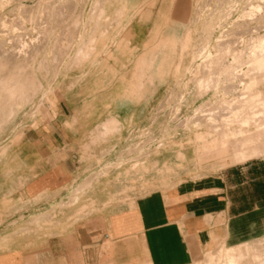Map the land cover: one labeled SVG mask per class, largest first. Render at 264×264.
Returning a JSON list of instances; mask_svg holds the SVG:
<instances>
[{
  "label": "rangeland",
  "instance_id": "374dc122",
  "mask_svg": "<svg viewBox=\"0 0 264 264\" xmlns=\"http://www.w3.org/2000/svg\"><path fill=\"white\" fill-rule=\"evenodd\" d=\"M198 1L0 0V175L8 147L21 144L23 132L46 127L58 110L71 113L74 125L65 121L67 155L56 156L69 157L71 173V197L60 208L71 209L73 224L86 220L88 230L106 232L97 264H147L138 248L128 256L114 242L116 215L132 208L138 196L234 163L207 160L199 166L193 144L184 142L193 138L184 122L199 106L198 114L220 115L217 100L224 88L242 78L226 75L235 63L223 53L243 56L248 38L264 32V0ZM186 30L188 47L179 63ZM201 48L223 55L224 63L207 79L208 93L196 97L204 87H195L200 61L193 53ZM257 89L264 92V80ZM241 91L236 86V99ZM54 216L25 217L17 225L42 229ZM1 220L5 225L14 218ZM14 236L2 231V251ZM239 241L221 239L189 264L217 255L222 246H264V231Z\"/></svg>",
  "mask_w": 264,
  "mask_h": 264
},
{
  "label": "crops",
  "instance_id": "0c3cea01",
  "mask_svg": "<svg viewBox=\"0 0 264 264\" xmlns=\"http://www.w3.org/2000/svg\"><path fill=\"white\" fill-rule=\"evenodd\" d=\"M74 120L65 109L58 110L46 127L23 132L22 143L8 147L10 158L0 175V217L14 220L0 221V264H97L106 232L88 230L86 220L73 224L71 209L60 208L71 197V173L69 157L56 156L66 154L70 137L65 121L74 125ZM44 213L55 215L47 227L17 225ZM114 220L119 234L114 242L128 256L138 248L147 264H189L221 239L237 242L253 230L264 231V158L145 193ZM2 231L15 233L3 251Z\"/></svg>",
  "mask_w": 264,
  "mask_h": 264
},
{
  "label": "bare ground",
  "instance_id": "6f19581e",
  "mask_svg": "<svg viewBox=\"0 0 264 264\" xmlns=\"http://www.w3.org/2000/svg\"><path fill=\"white\" fill-rule=\"evenodd\" d=\"M199 2L200 0L198 3ZM198 6L199 5L195 3V7L197 8ZM253 7L256 9L261 8L258 4ZM195 17L196 20L198 15ZM188 30H186L183 41L179 47V63L182 55H184L183 53L188 47L190 35V32H187ZM2 44L3 43H1V45ZM204 48L193 53V59L197 58L200 61L197 64V74L194 76L196 80L195 87L198 89L204 87V90L195 93L196 97L208 93L212 83H208L207 81L210 80L207 79L216 76L217 69H215V67L223 65V60H220L223 55L224 57L226 55L231 56L235 63L234 68L226 75L231 78H234L236 75H241L242 78L237 85L232 84L224 88L222 97L217 100L218 108L221 109L219 116L213 117L210 113L206 115L202 113L198 114L199 111H202L200 106L196 107L194 110L191 109L193 112L188 115L187 120L184 122V131H193L191 133L193 134V138L189 140L188 136H185L184 142H191L193 144L196 151L197 164L199 166H202V163L207 160L225 162L226 159H229L234 163H239L259 156L264 158V92L257 89L258 84L264 80V32L253 38H248L247 50L243 56H241L239 52H229L228 50L223 53V55H216V57H213L210 52ZM17 50L19 49L17 48ZM150 64L152 65V63ZM15 74L14 72V75ZM23 78L22 76V79ZM23 81L24 79L22 83ZM29 81L32 83L31 80ZM236 86L242 89L240 97L237 99L234 95ZM13 88L14 85L8 89L10 96L13 94ZM204 102L207 103L208 100ZM10 116L12 115L10 114ZM197 116L198 118L193 119ZM113 121L115 120L113 119ZM177 166L179 169V164ZM211 166L216 168L218 165L212 163ZM244 243L222 246L217 255L212 256L209 254L207 258L205 257L207 260L197 264H264V246L261 244L262 242L259 245Z\"/></svg>",
  "mask_w": 264,
  "mask_h": 264
}]
</instances>
